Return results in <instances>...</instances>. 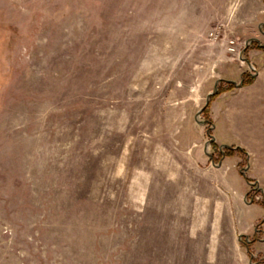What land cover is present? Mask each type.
Returning a JSON list of instances; mask_svg holds the SVG:
<instances>
[{
	"label": "rangeland",
	"instance_id": "rangeland-1",
	"mask_svg": "<svg viewBox=\"0 0 264 264\" xmlns=\"http://www.w3.org/2000/svg\"><path fill=\"white\" fill-rule=\"evenodd\" d=\"M251 38L264 0H0V264H264Z\"/></svg>",
	"mask_w": 264,
	"mask_h": 264
},
{
	"label": "trees",
	"instance_id": "trees-1",
	"mask_svg": "<svg viewBox=\"0 0 264 264\" xmlns=\"http://www.w3.org/2000/svg\"><path fill=\"white\" fill-rule=\"evenodd\" d=\"M253 48H257V49H264V46H260L258 45L256 42L254 43L253 42ZM254 76L251 74V73H247V72H244L242 75H241V80H242V85H247V84H250L252 83V81L254 80ZM235 85L232 84V83H227V87L224 88V89H220V87L218 86L217 87V91L210 97L208 103L204 106V108L202 109V113H205L208 109H209V106L211 104L210 101H212V99L214 98V96H216L217 94H219L220 92H223L225 90H228V89H231L233 88ZM210 122V121H209ZM227 152L230 153L233 149H230V148H226ZM236 151H239V152H244L242 148H236L235 149Z\"/></svg>",
	"mask_w": 264,
	"mask_h": 264
},
{
	"label": "water",
	"instance_id": "water-1",
	"mask_svg": "<svg viewBox=\"0 0 264 264\" xmlns=\"http://www.w3.org/2000/svg\"><path fill=\"white\" fill-rule=\"evenodd\" d=\"M252 41L257 42L256 39L251 38V39H249V41H248L247 43L252 42ZM220 80H221V79H220ZM220 80L216 81V83H215V85H214V89H213V91L210 92V93H208V95H207V97H206V101H205L204 106L208 103L210 97H211V96L217 91V84L220 82ZM226 81H227L228 83H232V84H234L235 86H240V85H242V80H240L239 83H236V82H234V81H232V80H226ZM204 106L201 108V110H199L198 114H199L200 112H202V109L204 108ZM199 122L204 123L205 121H199ZM209 136H210V140H212V139H213V136H212L211 134H209ZM223 146L226 147V148H230V149L240 148V147H232V146H229V145H226V144L223 145ZM239 238H240V237H239Z\"/></svg>",
	"mask_w": 264,
	"mask_h": 264
},
{
	"label": "crops",
	"instance_id": "crops-1",
	"mask_svg": "<svg viewBox=\"0 0 264 264\" xmlns=\"http://www.w3.org/2000/svg\"><path fill=\"white\" fill-rule=\"evenodd\" d=\"M253 82V81H252ZM248 85V84H247ZM247 85H244V86H247Z\"/></svg>",
	"mask_w": 264,
	"mask_h": 264
}]
</instances>
